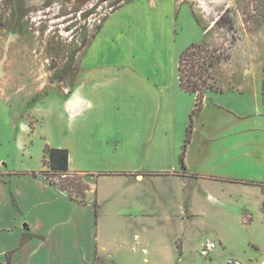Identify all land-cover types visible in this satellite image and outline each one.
Listing matches in <instances>:
<instances>
[{
	"label": "crops",
	"instance_id": "obj_1",
	"mask_svg": "<svg viewBox=\"0 0 264 264\" xmlns=\"http://www.w3.org/2000/svg\"><path fill=\"white\" fill-rule=\"evenodd\" d=\"M185 17L183 0L126 1L92 37L79 79L34 109L33 128L0 102V264H177L190 248L210 264H264V102L243 112L216 94L230 91H207L182 166L172 121L159 130L144 116L164 88L157 66L110 67L127 63L124 53L155 61ZM116 82L146 93L137 94L141 114L122 110ZM48 147L67 150L66 173L82 176L96 205L42 174ZM34 149L38 164L28 165ZM162 150L166 161L155 159Z\"/></svg>",
	"mask_w": 264,
	"mask_h": 264
},
{
	"label": "rangeland",
	"instance_id": "obj_2",
	"mask_svg": "<svg viewBox=\"0 0 264 264\" xmlns=\"http://www.w3.org/2000/svg\"><path fill=\"white\" fill-rule=\"evenodd\" d=\"M126 1L129 0H0V102L16 108L20 117L33 128L40 120L34 109L48 107L79 79L81 58L92 37L108 13ZM183 4L188 20L185 17L184 22L177 23L176 41L175 38L167 41V48L165 46L161 55H157L158 59L147 60L150 58L145 52L144 55L138 52L133 60L132 54L124 53L123 63H127L117 61L110 66L120 72L129 64L140 70L157 66L164 88L155 89L149 99L154 107L148 106L144 116L155 119L158 125H154L159 130L162 119H169V124L172 121L175 146L182 140L179 162L187 127L191 123V140L196 117L201 111L191 114L195 95L182 89L176 76L175 56L177 60L179 53L191 42L201 43L208 60L213 61L216 92L230 91L229 95L212 91L222 103L229 100L233 108L244 112L249 108L253 110V101L264 102V0H183ZM115 85L121 88L118 100L124 102L122 110L141 114L143 102L140 103L137 94L145 96L146 93L140 89L135 92L133 86L121 82ZM211 111L213 109L201 116L209 117ZM122 116L133 117L124 111ZM154 150L158 152L159 148L156 146ZM39 153L34 149L32 158L25 163L37 165ZM162 153L163 157L155 154V159L166 161L165 150ZM167 153L171 154V149ZM125 158L124 154L122 159ZM70 190L77 199H93V194L87 190L82 193H77L75 188ZM208 262L210 264L192 248L182 251L177 260V264ZM211 263L222 264L214 260Z\"/></svg>",
	"mask_w": 264,
	"mask_h": 264
},
{
	"label": "trees",
	"instance_id": "obj_3",
	"mask_svg": "<svg viewBox=\"0 0 264 264\" xmlns=\"http://www.w3.org/2000/svg\"><path fill=\"white\" fill-rule=\"evenodd\" d=\"M206 49L201 43L191 42L178 55L177 59V77L179 85L182 89L189 91L195 95V104L191 114L199 112L203 107L204 94L206 91H218L214 88V76L212 74V60H208ZM221 91V90H220ZM191 131V123L187 127V135L180 153V162L184 166V158L186 146L189 142ZM48 154L44 164L48 168L42 171V174L62 191H65L72 199L84 202V199H77L71 192V188H75L77 193H82L88 187L82 181V176L78 174H68V152L64 148L48 147L45 150ZM54 178L63 179L56 182ZM91 202L96 205V198L93 197ZM264 209V207H263ZM251 218L246 220L250 221ZM25 240V237L22 239ZM97 262L101 263V259L97 257ZM235 260H229L228 264H233Z\"/></svg>",
	"mask_w": 264,
	"mask_h": 264
}]
</instances>
